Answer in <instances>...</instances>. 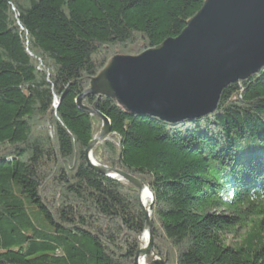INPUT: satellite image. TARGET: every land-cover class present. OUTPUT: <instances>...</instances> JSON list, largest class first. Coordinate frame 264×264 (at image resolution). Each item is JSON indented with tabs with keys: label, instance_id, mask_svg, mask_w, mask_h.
<instances>
[{
	"label": "trees",
	"instance_id": "obj_1",
	"mask_svg": "<svg viewBox=\"0 0 264 264\" xmlns=\"http://www.w3.org/2000/svg\"><path fill=\"white\" fill-rule=\"evenodd\" d=\"M203 1L0 0V264H134L138 191L87 165L101 121L76 98L114 55L176 37ZM82 105L110 121L95 161L152 193L165 264H264V66L198 118Z\"/></svg>",
	"mask_w": 264,
	"mask_h": 264
},
{
	"label": "water",
	"instance_id": "obj_2",
	"mask_svg": "<svg viewBox=\"0 0 264 264\" xmlns=\"http://www.w3.org/2000/svg\"><path fill=\"white\" fill-rule=\"evenodd\" d=\"M263 66L264 0H204L176 37L137 55H114L76 98L81 111L101 121L84 151L87 165L138 191L147 242L143 248L138 245L134 264H146L149 254L152 260L147 264H165L152 252L153 195L147 188L151 198L145 207L140 192L146 186L141 181L95 161L93 148L107 139L110 121L96 109L82 105V100L88 95L106 96L128 114L174 123L212 114L226 86L248 79Z\"/></svg>",
	"mask_w": 264,
	"mask_h": 264
},
{
	"label": "bare ground",
	"instance_id": "obj_3",
	"mask_svg": "<svg viewBox=\"0 0 264 264\" xmlns=\"http://www.w3.org/2000/svg\"><path fill=\"white\" fill-rule=\"evenodd\" d=\"M150 193H149V190L146 188H142L141 192H140V199H141V202L142 204L147 207V203L150 201ZM150 203V202H149ZM147 239V232L144 234L143 238H142V241H146ZM144 242H142L140 244V248H143L145 245H144ZM140 263H142V260L140 258Z\"/></svg>",
	"mask_w": 264,
	"mask_h": 264
},
{
	"label": "rangeland",
	"instance_id": "obj_4",
	"mask_svg": "<svg viewBox=\"0 0 264 264\" xmlns=\"http://www.w3.org/2000/svg\"><path fill=\"white\" fill-rule=\"evenodd\" d=\"M149 202H150V201H149ZM149 202L147 203V205L149 204ZM145 233H146V232H145ZM145 233H143V235H142V237H141V243L144 242V241H142V238H143V236H144ZM146 242H147V239H146V241L144 242V245L146 244Z\"/></svg>",
	"mask_w": 264,
	"mask_h": 264
}]
</instances>
